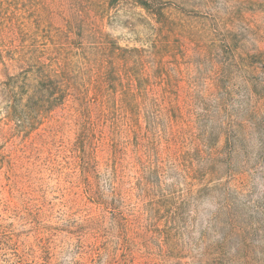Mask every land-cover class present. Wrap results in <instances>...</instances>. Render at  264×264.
<instances>
[{
  "label": "rangeland",
  "instance_id": "rangeland-1",
  "mask_svg": "<svg viewBox=\"0 0 264 264\" xmlns=\"http://www.w3.org/2000/svg\"><path fill=\"white\" fill-rule=\"evenodd\" d=\"M141 1L0 0V264H264V0Z\"/></svg>",
  "mask_w": 264,
  "mask_h": 264
},
{
  "label": "trees",
  "instance_id": "trees-1",
  "mask_svg": "<svg viewBox=\"0 0 264 264\" xmlns=\"http://www.w3.org/2000/svg\"><path fill=\"white\" fill-rule=\"evenodd\" d=\"M143 6H145V7H147L148 6V3L144 0V1H141L140 2ZM101 44V43H100ZM34 49V48H33ZM95 51L97 50V51H101V47L99 46L98 47V44H97V47L94 49ZM125 81H126V85L129 87V88H134V85H133V83H132V79H130L128 76H126L125 75ZM41 81V82H40ZM49 82H44V81H42V80H39V81H37L35 84H34V86L36 87V88H39L41 85H45V87H49L47 84H48ZM29 83H28V87H29ZM30 87H33V83L31 84V86ZM125 88V87H124ZM59 90H61V92H58V90H56V89H54V90H52V95H55V93L57 94V97L59 98L60 96H61V94H64V90H62L61 88H58ZM55 97H56V95H55Z\"/></svg>",
  "mask_w": 264,
  "mask_h": 264
}]
</instances>
